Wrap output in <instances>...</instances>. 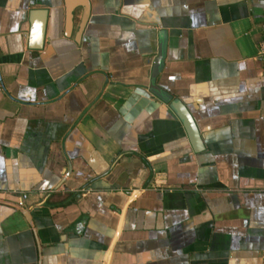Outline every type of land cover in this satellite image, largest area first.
<instances>
[{"label":"crops","instance_id":"crops-1","mask_svg":"<svg viewBox=\"0 0 264 264\" xmlns=\"http://www.w3.org/2000/svg\"><path fill=\"white\" fill-rule=\"evenodd\" d=\"M86 2L0 0V264H264V0Z\"/></svg>","mask_w":264,"mask_h":264},{"label":"water","instance_id":"water-1","mask_svg":"<svg viewBox=\"0 0 264 264\" xmlns=\"http://www.w3.org/2000/svg\"><path fill=\"white\" fill-rule=\"evenodd\" d=\"M78 6L81 8V13L77 23L75 39H77L78 35L80 34L88 15L87 2L86 0H65L64 3V14H65L64 33L65 34H68L71 30L74 13ZM45 16H46L45 8H41V7L31 8L28 11L29 31H28L27 44L29 47L39 48L42 45ZM160 59H161V50L158 51V54L155 56L152 62L149 89L154 91L156 94H158L160 98L168 102V106L173 110V112L181 121L186 136L192 148L194 150H199L200 148H202L201 137L194 123V120L190 112L186 108V106L182 103L180 99L170 98V96L166 92H164L158 85H156L153 82L154 75L158 70Z\"/></svg>","mask_w":264,"mask_h":264},{"label":"built area","instance_id":"built-area-1","mask_svg":"<svg viewBox=\"0 0 264 264\" xmlns=\"http://www.w3.org/2000/svg\"><path fill=\"white\" fill-rule=\"evenodd\" d=\"M260 32H261V38L258 42V53L263 56L264 59V15L263 19L260 22ZM263 73H264V63H263Z\"/></svg>","mask_w":264,"mask_h":264}]
</instances>
